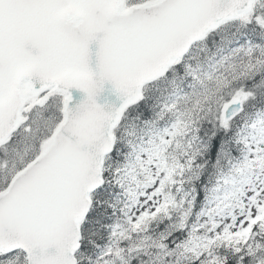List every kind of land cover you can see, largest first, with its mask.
Listing matches in <instances>:
<instances>
[{"label":"snow or ice","instance_id":"obj_1","mask_svg":"<svg viewBox=\"0 0 264 264\" xmlns=\"http://www.w3.org/2000/svg\"><path fill=\"white\" fill-rule=\"evenodd\" d=\"M0 264H264V0H0Z\"/></svg>","mask_w":264,"mask_h":264}]
</instances>
